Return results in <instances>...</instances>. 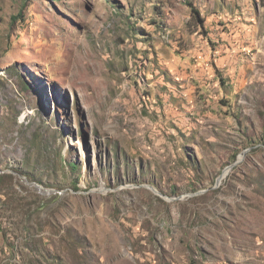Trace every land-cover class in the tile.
Masks as SVG:
<instances>
[{"label":"rangeland","instance_id":"obj_1","mask_svg":"<svg viewBox=\"0 0 264 264\" xmlns=\"http://www.w3.org/2000/svg\"><path fill=\"white\" fill-rule=\"evenodd\" d=\"M0 172V264H264V0H0Z\"/></svg>","mask_w":264,"mask_h":264},{"label":"water","instance_id":"obj_2","mask_svg":"<svg viewBox=\"0 0 264 264\" xmlns=\"http://www.w3.org/2000/svg\"><path fill=\"white\" fill-rule=\"evenodd\" d=\"M241 161V159L240 160H238L235 164H233V165H231L230 167H229V170L230 169H232L237 163H239ZM1 173V172H0ZM14 174H17V173H15V172H13ZM18 175V174H17ZM26 179V178H25ZM220 180H218L217 181V184H220ZM31 185H33V186H35L37 189H39V190H42V191H44V192H51L50 190H47V189H44L42 186H40L39 184H37V183H30ZM152 189V188H151ZM153 191H155L154 189H152Z\"/></svg>","mask_w":264,"mask_h":264},{"label":"trees","instance_id":"obj_3","mask_svg":"<svg viewBox=\"0 0 264 264\" xmlns=\"http://www.w3.org/2000/svg\"><path fill=\"white\" fill-rule=\"evenodd\" d=\"M195 16H198V13L196 11H194ZM72 169L76 170V167L74 166V164H70L69 165Z\"/></svg>","mask_w":264,"mask_h":264},{"label":"bare ground","instance_id":"obj_4","mask_svg":"<svg viewBox=\"0 0 264 264\" xmlns=\"http://www.w3.org/2000/svg\"><path fill=\"white\" fill-rule=\"evenodd\" d=\"M46 193H50V192H46Z\"/></svg>","mask_w":264,"mask_h":264}]
</instances>
